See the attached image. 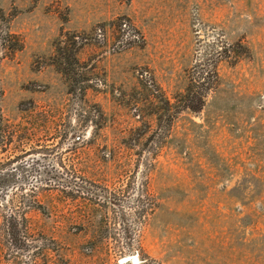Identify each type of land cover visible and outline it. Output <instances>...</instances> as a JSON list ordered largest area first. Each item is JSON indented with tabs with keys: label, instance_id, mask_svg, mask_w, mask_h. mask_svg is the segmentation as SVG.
<instances>
[{
	"label": "rangeland",
	"instance_id": "374dc122",
	"mask_svg": "<svg viewBox=\"0 0 264 264\" xmlns=\"http://www.w3.org/2000/svg\"><path fill=\"white\" fill-rule=\"evenodd\" d=\"M7 34L0 117L34 129L2 139L0 215L34 242L0 264H264V0H0ZM62 34L77 85L50 65Z\"/></svg>",
	"mask_w": 264,
	"mask_h": 264
},
{
	"label": "trees",
	"instance_id": "16d2710c",
	"mask_svg": "<svg viewBox=\"0 0 264 264\" xmlns=\"http://www.w3.org/2000/svg\"><path fill=\"white\" fill-rule=\"evenodd\" d=\"M114 23H116V26L118 28H121V26L124 25L123 19H117ZM11 36L14 35L7 34L6 39H3V43L0 45V49H2V51L8 52L10 54L15 53L22 48L21 44L19 45V40L11 43V41L9 40ZM78 39H80L79 36L75 34H62L58 41L54 44V53L51 57L50 64L51 66H54L59 73L64 75L65 79L72 80V82L76 85L79 82L82 83L81 79L85 78L82 72L86 70V67L83 65L84 63L80 62L77 58L76 46L78 45ZM2 51H0V55L5 54L2 53ZM197 78L198 80L192 77L190 79L191 84L186 88L185 93L178 96L177 104L180 105L182 111H189L191 113L199 112L204 106L207 91L215 88L218 84V74L215 68L211 71L208 88H205L204 90L201 89V87H199V85L197 84V82H199V80L201 79V76ZM74 88V85H71L68 88V93L71 94L72 92H74ZM86 89V87L78 88L81 93H84ZM161 98L162 100H164L166 106L169 107V101L166 99V97L162 95ZM21 112H23V114L25 115V117H23L25 120L29 118L32 119V117L34 116L33 118L37 117V119H39L38 117H41L42 122L50 121L52 123V120L54 119H52L51 111L49 110L36 112L33 104H30L29 109H21ZM29 129H34V127L31 126L30 128H28L22 127L21 124H10L8 121L3 120V118L0 117V145L2 143V139H4L5 137L14 135L16 131L23 132V130L29 131ZM150 204L151 212H153L156 207L155 199H153V197H151ZM25 220L26 219L24 218V215L19 212V209H14L10 214L7 215H0V258L5 253L2 252L6 248H10L13 250L19 249V246L29 247V245L33 244L34 239L29 230V227L26 225ZM14 258H17V256H15Z\"/></svg>",
	"mask_w": 264,
	"mask_h": 264
},
{
	"label": "water",
	"instance_id": "95a60500",
	"mask_svg": "<svg viewBox=\"0 0 264 264\" xmlns=\"http://www.w3.org/2000/svg\"><path fill=\"white\" fill-rule=\"evenodd\" d=\"M130 261H131L133 264H138V263H139L138 260H137V258H135V257L131 258Z\"/></svg>",
	"mask_w": 264,
	"mask_h": 264
},
{
	"label": "bare ground",
	"instance_id": "6f19581e",
	"mask_svg": "<svg viewBox=\"0 0 264 264\" xmlns=\"http://www.w3.org/2000/svg\"><path fill=\"white\" fill-rule=\"evenodd\" d=\"M130 258H126V259H124V261H126V260H129ZM123 261V260H122Z\"/></svg>",
	"mask_w": 264,
	"mask_h": 264
}]
</instances>
